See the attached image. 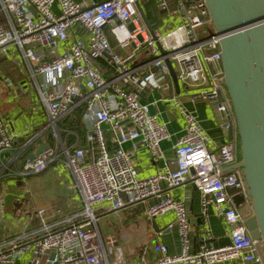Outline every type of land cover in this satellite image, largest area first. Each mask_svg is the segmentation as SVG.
Segmentation results:
<instances>
[{
    "label": "built area",
    "instance_id": "built-area-1",
    "mask_svg": "<svg viewBox=\"0 0 264 264\" xmlns=\"http://www.w3.org/2000/svg\"><path fill=\"white\" fill-rule=\"evenodd\" d=\"M139 1L102 0L82 7L74 0H0L4 18L0 52L5 53L10 44L20 50L46 114L43 130L33 134L30 142L43 137L44 132L54 140V146L47 145L35 158L27 159L21 173L39 174L53 163L64 164L73 177L71 190L77 192L82 205L80 211L52 223L45 220L43 207L36 208L39 229L0 245V264L125 263L123 245L102 233L100 215L95 211L100 207L116 212L140 203L150 220L172 211L174 220L165 229L170 231L177 225L180 243V250L171 254L159 243L156 258L144 264H264L263 245L251 237L247 216L238 211L248 199L243 169L234 167L240 161L236 117L222 80L220 36L213 31L204 35L201 27L210 22L205 0H173L180 24L166 33H151L146 28L137 10ZM54 6L58 13H54ZM159 6L167 8V1L159 0ZM105 26L115 37L116 46L130 48L128 52L122 54L110 45ZM76 28L85 30L86 37L76 36ZM70 34L71 42L60 52L59 43L67 42ZM36 47L45 51L38 52ZM99 60L107 65L108 76ZM166 60L173 65L184 90H193L186 94L187 99L209 102L221 127L233 126L232 140L214 144L181 95L171 93L159 100L173 105L184 126L174 142V156L165 157L160 144L171 135L158 113L140 96L144 90H170ZM68 113L77 115L71 119L74 127L60 129V118ZM79 121L85 128L83 137L75 130ZM8 127L0 113V153L13 145L15 134ZM135 140L156 163L148 177H140L136 170L134 145L130 150L124 148ZM187 182L200 195L203 243L198 249H192L189 235L191 191L181 198L170 193ZM241 195L244 200L237 206L233 199ZM210 209L224 224L230 241L225 246L207 242L212 237Z\"/></svg>",
    "mask_w": 264,
    "mask_h": 264
},
{
    "label": "crops",
    "instance_id": "crops-1",
    "mask_svg": "<svg viewBox=\"0 0 264 264\" xmlns=\"http://www.w3.org/2000/svg\"><path fill=\"white\" fill-rule=\"evenodd\" d=\"M74 1L79 2L82 7H91L93 2H100L102 0ZM166 1L168 6L165 9L160 8L159 0H140L138 2L140 11L144 17H142V19L144 24H147L146 28H148L149 31L151 29L152 31L158 30L162 33H166V31L171 29L172 26L178 22L179 18L175 13L173 0ZM53 11L54 13H58L57 6H54ZM1 22L2 21H0V23ZM103 30H105L110 45L115 47L118 52L125 54L130 50V48L121 49L116 46V39L113 34H111L108 26H105ZM76 36L85 38V30L76 28ZM72 38L73 35L70 34L67 42L59 43L58 49L60 52L71 42ZM11 45L16 52L8 51L7 49L3 54L0 52V105L3 115L8 119V129L15 134L12 148L6 152L0 153V199L3 198V201L0 202V228L6 229L8 232L1 235L0 229V245H4L14 237L39 229L40 219L36 214V208L43 207L46 210L45 220L52 223L63 218L65 215L80 211L82 206L81 199L77 192L71 190L73 177L64 164L53 163L49 165L44 172L39 174L31 172L26 174L21 173L24 164L23 161L28 158L27 156L34 153L38 147L43 144L50 145L48 144L49 141L54 143V140L47 132L46 135L43 134V137H39L34 142H30V138L33 134L43 130L46 123V114L44 109L39 112L38 108H34L31 103L27 101L26 103H22L21 99L26 100L25 96L21 97L22 93L16 94L11 91L15 88L19 90L21 85L24 87L25 79L23 75L27 74L22 55H18L17 53L20 52V50L13 44L8 46ZM35 49L38 52L45 51L42 47H36ZM16 55H18V57ZM138 58L142 59L143 55H139ZM17 62H19L20 65H18ZM98 62L104 75L108 76L110 72L107 65L101 60ZM13 66H15V68ZM18 69H20V71H18ZM141 71L145 72L146 69ZM8 79L11 80L10 83ZM170 82L171 88L166 92L149 89L140 96V100L144 103H148L152 112L158 113L159 121L166 124L167 130L171 135L160 144L165 157L169 159L174 156L173 145L184 126L183 119L177 116L173 105L170 102L159 100L161 96L167 98L171 93H179L181 95L184 105L189 110L194 111L200 121L203 131L209 135L214 144L219 145L228 141L224 128L221 127L213 115L210 103L206 101L197 103L191 102L186 98V94L189 92L191 93L193 90H184L181 83H179L178 89H176L172 77ZM11 84L14 85L13 88H11ZM79 122L80 125H76L75 130L77 129L81 137H83L85 132L83 129L85 128H83L82 122ZM82 144L86 147L83 140ZM133 145L135 167L139 176H150L156 169V163L152 161L147 149L137 140L127 142L124 148L130 150L133 148ZM56 185L62 186V192L59 195L50 196L48 198L49 194L45 191L52 188L55 189ZM187 191H191V198L188 200V207L190 209V242L192 249H198L203 243L200 238V195L189 182L171 189L170 193L181 198ZM135 206L141 208L142 215L145 217L144 211L146 208L143 203L124 207L116 212L106 211L99 214L100 217H103L101 224L99 223L102 233L110 234L114 239H118L116 244L123 245V260L125 263L118 264H144L153 262L158 255L159 243H164L170 254L178 252L180 250V243L177 225L173 224V228L170 231L165 229L166 226L174 220V213L172 211L164 215L156 216L152 218V220L144 218L145 221L140 222L141 227L138 229L134 227L131 222L126 223L129 227L126 229L123 228V231H120L121 233H116L113 231L114 229H110L107 226L108 219L104 221L105 223L103 222L106 218L104 216H109L111 213L116 215L117 212H121L126 215H132L131 210H133ZM153 220L155 221L156 227L160 230H156L155 226L152 225ZM209 224L211 225L212 237L207 240V242L210 245L219 247L225 246V244L230 242L229 237L225 234L224 224L214 216L211 209L209 210ZM103 229H105V231ZM158 231H161L159 235L157 234ZM112 259L113 256H111L110 260ZM16 264L22 263L17 262ZM227 264H232V262Z\"/></svg>",
    "mask_w": 264,
    "mask_h": 264
},
{
    "label": "water",
    "instance_id": "water-1",
    "mask_svg": "<svg viewBox=\"0 0 264 264\" xmlns=\"http://www.w3.org/2000/svg\"><path fill=\"white\" fill-rule=\"evenodd\" d=\"M205 4L213 33L220 36L222 80L236 117L240 161L234 167L243 169L252 211L245 223L251 237L260 240L264 247V0H205ZM137 10L142 15L138 3ZM150 32L153 33L151 29ZM166 63L178 89L173 65L169 60ZM224 132L228 140L233 139V126ZM46 146H39L27 159L35 158ZM233 200L239 206L244 198L235 196ZM152 225L160 230L154 220Z\"/></svg>",
    "mask_w": 264,
    "mask_h": 264
},
{
    "label": "rangeland",
    "instance_id": "rangeland-1",
    "mask_svg": "<svg viewBox=\"0 0 264 264\" xmlns=\"http://www.w3.org/2000/svg\"><path fill=\"white\" fill-rule=\"evenodd\" d=\"M0 21H2L0 23V25H3V14H1V13H0ZM176 22H177V20H176ZM179 24H180V22L178 20V22L172 27H176ZM201 27H202V30H204L206 32L204 35H207L208 33H211L213 31V27H212V24L210 22L205 24V25H203V26H201ZM6 49L8 51H13V52L15 51L14 47L12 45L11 46H7ZM17 53H18V55H21L20 52H17ZM18 55H16V56L18 57ZM202 63L204 64V67L207 69V65L204 62H202ZM17 64L20 65L19 62H17ZM13 67L15 68V66H13ZM18 71H20V69H18ZM23 78L25 79L24 80V87L21 85L19 90H17V88H15V89H12L11 91H13V93H16V94L22 93L21 97L25 96V98H26V100L25 99H21L22 103H26V101H27L28 103H31V105L34 108H36V109L38 108L39 112H41L44 108H43L42 104L39 103L35 86L33 85L32 81L29 79L27 74L23 75ZM8 81H9V83L11 82L10 79H8ZM10 86H11V88H13L14 85L11 84ZM194 91H196V90H194ZM174 111H175V113L177 114L178 117L182 118L179 115V113L177 112L176 109ZM0 113L2 115L3 120L6 123L9 124L8 119L2 113L1 105H0ZM72 117H73L72 113H68V114H65L64 116H62L60 118V121H59L60 129H63V128H66V127L67 128L74 127V125L72 124V120H71ZM46 134H47V132H44V135H46ZM105 134L107 135V133H105ZM48 144H50L51 146H54V143L53 142L51 143V141H49ZM61 187L59 185H56L55 189L52 188L50 190L45 191L47 194H49L48 198L50 196L59 195L62 192V190H63ZM64 188H65V185H64ZM2 201H3V198L0 199V202H2ZM98 208H96V211H95L96 215L106 212V210L101 209L100 207H98ZM131 211H132L131 212L132 215H126V214L121 213V212H119V213L117 212L116 215L115 214L113 215V213L109 214V216L105 215L104 217H106V218L103 220V222L108 219L107 220L108 224L106 223L107 226L110 229H114L113 231L116 232V233H121L123 231V228L126 229L127 227H129L128 224H126V223H129V222H131L132 225L138 229V228L141 227L140 226V222H144L145 221V219H144L145 217H143V215H142L141 208H138V207L135 206L134 209L131 210ZM238 211L243 216L250 215L252 211H251V205L249 204V201L241 203V206L238 207ZM102 218L103 217L99 218V223L100 224H101ZM0 229H1V235L8 233L6 231V229H2V228H0ZM103 230L105 231V229H103ZM106 230H109V229H106ZM262 251H263V254H264V247L263 246H262ZM110 259H111V256H110Z\"/></svg>",
    "mask_w": 264,
    "mask_h": 264
},
{
    "label": "trees",
    "instance_id": "trees-1",
    "mask_svg": "<svg viewBox=\"0 0 264 264\" xmlns=\"http://www.w3.org/2000/svg\"><path fill=\"white\" fill-rule=\"evenodd\" d=\"M73 115V114H72ZM72 118H77V115H73V117ZM76 120H78V119H76ZM76 125H79V123H76ZM77 130V129H76ZM80 130V129H79Z\"/></svg>",
    "mask_w": 264,
    "mask_h": 264
}]
</instances>
